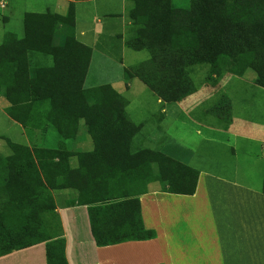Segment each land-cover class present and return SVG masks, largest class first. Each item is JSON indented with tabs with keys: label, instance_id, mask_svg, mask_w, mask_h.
<instances>
[{
	"label": "trees",
	"instance_id": "1",
	"mask_svg": "<svg viewBox=\"0 0 264 264\" xmlns=\"http://www.w3.org/2000/svg\"><path fill=\"white\" fill-rule=\"evenodd\" d=\"M126 12V47L149 56L126 68L124 77L138 78L161 100L176 102L196 91L189 71L195 65L209 66L210 85L223 73L242 77L251 70L254 83L264 88V0H189L187 8L172 0H126ZM74 18L73 4L64 15L26 13L22 38L7 33L0 44L7 115L37 131L52 128L77 144L69 153L75 160L69 174L58 172L60 149L24 146L18 160L0 154V256L46 242V263L67 264L64 239L39 231V214L47 210L39 205L49 191L65 196L66 206L88 205L94 238L102 246L155 237L140 215L138 195L147 189L133 193L135 180H157L170 193L196 189L198 171L192 167L160 151L131 150L140 126L129 119L121 93L110 84L84 86L92 49L75 38ZM46 57L50 64L43 62ZM215 112L230 120L226 97ZM85 140L91 150L78 145ZM95 172L94 179L113 180L118 189H112L125 191L120 200L105 201L106 190L86 183L84 176ZM79 187L90 192L88 198L77 196Z\"/></svg>",
	"mask_w": 264,
	"mask_h": 264
},
{
	"label": "crops",
	"instance_id": "2",
	"mask_svg": "<svg viewBox=\"0 0 264 264\" xmlns=\"http://www.w3.org/2000/svg\"><path fill=\"white\" fill-rule=\"evenodd\" d=\"M36 1H47L46 11H50L51 5L54 14L73 4L75 38L92 49L90 62L97 54L110 57L109 51L115 46L114 37L120 39L121 55L128 49L125 38L130 22L126 0ZM7 3L15 6V0H0L1 6ZM107 20H112V24ZM115 21H119V29H115ZM103 32L106 37L99 39ZM7 33L18 38L23 36ZM97 45L100 52L96 54ZM228 75L225 81L201 85L176 102L154 99L152 117L159 111L160 121L165 123L162 132L167 142L162 144L161 151L198 171L195 192L178 194L147 188L138 195L140 215L144 228L154 231L155 237L102 246L94 238L88 205L56 204L59 231L55 237L64 239L67 264H264V124L250 122L233 112L232 91L229 92L233 78ZM123 78L124 84L112 86L122 95L119 87L125 85L130 89L132 80L138 79H127L124 75ZM150 93L153 92L150 90ZM224 97L228 99L230 120L215 112ZM212 98L209 106H203ZM9 105L4 93L0 92V111L7 115L5 109ZM132 107L137 109L142 105L128 103V117ZM138 111L135 110L137 114ZM10 120L25 136L24 127ZM176 122L181 123L183 129L187 126L186 129L191 130L187 143L182 136L178 137L179 132L172 131L171 124ZM149 131L153 136L159 127L155 125ZM171 140H176L177 145ZM255 145L258 146L256 154L250 151V146ZM218 152H225L229 159L220 158ZM204 160L215 167L203 166ZM0 264H47L46 242L1 255Z\"/></svg>",
	"mask_w": 264,
	"mask_h": 264
},
{
	"label": "rangeland",
	"instance_id": "3",
	"mask_svg": "<svg viewBox=\"0 0 264 264\" xmlns=\"http://www.w3.org/2000/svg\"><path fill=\"white\" fill-rule=\"evenodd\" d=\"M16 3L18 5H16ZM46 3L48 2L40 1L38 3L36 0H15V6L9 3L4 4V6H1L0 4V44L2 43L4 36L9 31L16 33L18 36H22L24 33V15L30 12H45L46 6L44 5ZM172 3L174 6L180 8H187L189 6V0H172ZM49 10L54 11V7L49 5ZM67 10L68 7L66 6L65 9L60 11V13L58 12L57 14H65ZM107 22L112 24V20H107ZM115 22V29H119V21ZM60 29L61 28L59 26H56L55 32L59 33ZM103 33L104 34L102 36H98L99 39H104L106 37L105 32ZM119 40L120 39L118 37L113 38L115 46L112 47L110 51L108 50L110 54L109 58H104L101 54L98 55L97 52H100V47L98 48V45L95 47V52L97 55L94 57L93 62H90V65L88 67L86 78L84 80L85 87H94L104 84H110L111 86H114L118 83L124 84L125 80L123 78V68L129 67L148 58L149 55L147 51H134L129 48L125 49V53L121 55L122 51L121 53L119 51ZM43 62L50 64L51 59L46 57ZM189 71L196 87H200L204 84H209L207 82V79L210 78L211 70L208 65H195L191 67ZM228 76V73H223L218 81H220L221 79L225 81ZM231 76L233 80L232 82H230L232 84V88L229 89V92L232 91V94H230L232 95L231 99L233 101V104L231 107L233 108V112L236 113V115L244 117V119L250 122H257L262 126L264 124V88L254 83L255 75L251 70H247L242 77H237L234 75ZM131 83L132 87L130 89H128L129 87H126L125 85L119 87L131 106H134L135 104L142 105V107H139L137 109L132 107L130 108L131 111L129 110V119L134 121V123L136 122L135 125L140 126V130H138L134 134V136H132V139L130 141L131 150L139 151L147 148L155 152H162L161 146L163 143L167 142V138L162 132L163 129H165V123L163 121H160L159 111L152 117V113L154 112L155 107L154 99L158 97L153 93L151 95L150 90L140 80L133 79ZM216 90L214 92L218 94L219 91ZM223 91L224 93L227 92L226 90ZM229 92L227 93L229 94ZM213 100L214 98L209 100L203 106H209L210 103L213 102ZM133 109L139 110V114H137ZM137 115L139 117L138 119L136 118ZM137 121L139 122L137 123ZM155 125L159 127V131L155 132L152 136L149 130H151L152 127L155 128ZM168 125H170V123ZM186 127L187 126H185V129H183L182 124L177 122L171 124L172 131L176 133L179 132L180 134L178 137L182 136L187 143L188 141L186 139H188L192 135V133L191 130H187ZM20 131L21 128H19L16 123H13V121L10 120V118L3 111H0V154L2 156L8 157L12 160H18L21 155L20 148L24 146L28 148L38 147L49 148L53 150L60 149V156L58 158L59 163H61L62 166L60 167V170L58 172L69 174L72 166L75 165V160L69 157V153L74 151L75 147L77 146L74 140H64L62 138L63 136L57 134V132L52 128H49L44 132L40 130V132L36 129H31V127H24L25 136H23ZM176 140L181 141L178 139ZM176 140H171L173 145H177ZM85 141L79 143L78 145L91 150L93 148L91 146V141ZM250 147V151L256 154L258 146L255 145ZM218 156L220 158L229 159V157L225 155V152H218ZM230 163H233V161H230ZM203 164V166L208 168L215 167L212 162L209 163L205 160ZM154 172L156 173V170ZM90 174L84 176L86 183H88L90 187L94 188V190H106L109 195L105 197V201H113L115 199L121 198V195H124L123 193H125V191L117 190V186L112 183L113 180L108 181L109 183L104 181L99 182L98 178L94 179V176H92L95 175L96 172ZM155 177L158 178L159 176L156 174ZM131 186V190L134 191L133 193L145 190L149 187L152 189H162L164 187L163 183H160L159 181L153 179H149L148 181L144 179H137ZM76 192L78 193L77 196L79 197L90 195V192H87L85 187H79ZM26 197L28 198V200L32 199L31 196ZM39 200L40 197L37 199V202H39ZM65 200V196L60 197L57 192L54 191H49L48 194L45 195V199L42 201L44 205H39V208L40 206L47 207V210L39 214L37 221L39 231L46 232L50 234V236H54L59 231V221L55 213L56 204L64 205L66 202Z\"/></svg>",
	"mask_w": 264,
	"mask_h": 264
}]
</instances>
